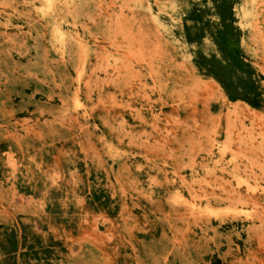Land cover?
<instances>
[{
	"label": "rangeland",
	"instance_id": "rangeland-1",
	"mask_svg": "<svg viewBox=\"0 0 264 264\" xmlns=\"http://www.w3.org/2000/svg\"><path fill=\"white\" fill-rule=\"evenodd\" d=\"M0 264H264V0H0Z\"/></svg>",
	"mask_w": 264,
	"mask_h": 264
},
{
	"label": "bare ground",
	"instance_id": "bare-ground-1",
	"mask_svg": "<svg viewBox=\"0 0 264 264\" xmlns=\"http://www.w3.org/2000/svg\"><path fill=\"white\" fill-rule=\"evenodd\" d=\"M36 17V16H35Z\"/></svg>",
	"mask_w": 264,
	"mask_h": 264
}]
</instances>
